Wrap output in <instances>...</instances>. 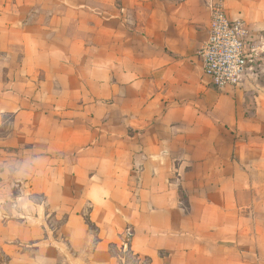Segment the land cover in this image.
<instances>
[{"label": "crops", "instance_id": "crops-1", "mask_svg": "<svg viewBox=\"0 0 264 264\" xmlns=\"http://www.w3.org/2000/svg\"><path fill=\"white\" fill-rule=\"evenodd\" d=\"M225 4L264 48V0ZM210 21L205 0H0V264H264V52L219 90Z\"/></svg>", "mask_w": 264, "mask_h": 264}, {"label": "built area", "instance_id": "built-area-1", "mask_svg": "<svg viewBox=\"0 0 264 264\" xmlns=\"http://www.w3.org/2000/svg\"><path fill=\"white\" fill-rule=\"evenodd\" d=\"M211 10L208 40L198 50L205 75L219 90L239 86L255 58L258 48L249 44L250 29L244 21L231 20L225 0H205Z\"/></svg>", "mask_w": 264, "mask_h": 264}, {"label": "rangeland", "instance_id": "rangeland-1", "mask_svg": "<svg viewBox=\"0 0 264 264\" xmlns=\"http://www.w3.org/2000/svg\"><path fill=\"white\" fill-rule=\"evenodd\" d=\"M262 46H263L262 44L257 45L259 53H263L264 52V48H262ZM55 224L58 225V223H55ZM112 252L115 253L118 256H121V261L124 260L126 262V264H148L147 263L148 261L146 259H144V258L140 259V260L139 259H135V257H132L130 255V252H128V251L123 253V252H120L117 248L112 247Z\"/></svg>", "mask_w": 264, "mask_h": 264}, {"label": "water", "instance_id": "water-1", "mask_svg": "<svg viewBox=\"0 0 264 264\" xmlns=\"http://www.w3.org/2000/svg\"><path fill=\"white\" fill-rule=\"evenodd\" d=\"M253 58V57H252ZM248 66H249V63H248Z\"/></svg>", "mask_w": 264, "mask_h": 264}]
</instances>
